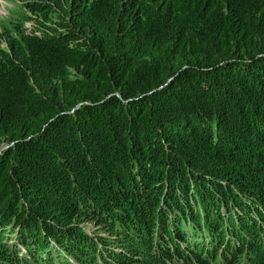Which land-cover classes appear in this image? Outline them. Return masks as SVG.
<instances>
[{
	"label": "trees",
	"instance_id": "16d2710c",
	"mask_svg": "<svg viewBox=\"0 0 264 264\" xmlns=\"http://www.w3.org/2000/svg\"><path fill=\"white\" fill-rule=\"evenodd\" d=\"M41 4L62 18L57 25L64 29L52 28L48 42L36 44L42 52L30 53L45 61L36 74L12 63L0 81V264H35L18 263L15 243L32 250L30 260L70 264L71 253L93 264L113 244L72 223L81 214L148 233L157 225L165 235L167 215L157 217L156 202L174 211L177 224L210 216L212 208L217 220L220 212L232 216L231 202L221 205L219 197L249 214L236 202L242 198L217 181L228 179L224 172L244 186V202L263 206L256 167L264 174V0ZM19 40L29 44L26 35ZM235 159L247 162L246 170ZM233 220H223L227 234L251 245L249 225ZM220 225H210L212 236ZM7 227L15 243L4 240ZM48 236L53 244L40 253ZM205 239L200 249L210 247ZM224 244L232 250L234 241L226 237ZM60 250L62 261L52 263L49 252ZM120 254L105 264H119Z\"/></svg>",
	"mask_w": 264,
	"mask_h": 264
},
{
	"label": "rangeland",
	"instance_id": "374dc122",
	"mask_svg": "<svg viewBox=\"0 0 264 264\" xmlns=\"http://www.w3.org/2000/svg\"><path fill=\"white\" fill-rule=\"evenodd\" d=\"M39 1H46V0H0V81H3L6 79V74L8 71H11L12 63L13 67L17 68L18 70H22L23 73L27 76L32 75L33 73L36 74L40 68L44 64V60L41 58H32L31 52H35L36 50H39V52H42V50L39 49L37 46L39 43L42 44L48 42L46 39V34H49V32L52 30V28H56L60 31H62L64 28L62 26L57 25V23L62 22V18L57 16L54 12H51L50 10L46 9L44 4L36 5ZM46 32V33H44ZM26 35V37L29 40L28 45H24L20 42L19 38L20 35ZM13 40L14 46H12L11 41ZM37 44V45H36ZM18 45V46H17ZM20 50L13 49L15 47H19ZM21 68V69H20ZM20 72V71H19ZM14 72V76L19 79H23V74ZM205 153V152H204ZM203 153V154H204ZM204 156H207L206 154ZM213 156V155H212ZM209 157V156H208ZM262 155L260 158L257 157L256 160H261ZM252 160V159H251ZM250 163V161H249ZM125 164V162H124ZM234 166L236 168L243 171V169L246 170V166H248L247 162H241L237 159L233 161ZM225 167L228 166L227 163L223 164ZM221 166V165H219ZM257 166V165H256ZM222 167V166H221ZM126 168V164L124 166ZM263 167L262 165H259L256 167V178L259 176L260 180L263 181ZM202 169H197V174L201 173ZM214 172V171H213ZM206 172L202 173L201 176H206ZM225 175L226 180H217L223 188L228 191L230 190V194H238L239 197L243 199V196L241 192L244 191L240 182L237 181L236 178L232 177L233 174L230 173H223ZM223 177V176H222ZM221 177V178H222ZM207 178V176H206ZM255 178V179H256ZM249 180V179H248ZM252 182V184L256 185L257 183L253 180H249ZM193 184V182H191ZM198 183V182H196ZM260 183V182H259ZM191 188L188 187L187 194H191ZM162 197V195L160 196ZM197 197H199L197 195ZM201 198V197H199ZM203 199H209L207 197H202ZM220 200V197L218 198V202ZM211 201V199H210ZM263 203V202H262ZM218 204V203H217ZM243 208H250L249 204H242L241 201L238 203ZM160 205L159 210H162L158 214H166L167 218L163 216V218L167 219V230H169V233L172 236V243L171 247L174 250H177L180 254L178 256H175L173 253H167L165 252L164 248H169V243L167 242V236L162 234L160 230L159 238L164 242L163 245L154 246L152 235L156 232V230L159 228L157 225L154 227H151V230L146 231L144 227H141L139 229L134 228L132 230V227L134 226V223L126 224L129 228L125 229V224L123 225V228H116V225L119 223L112 221L111 219L103 218L100 221H97L96 218H100L97 215L95 218H90L89 215L87 217H83L81 214V217H79L76 221H73L74 219H68V222L77 223L82 228L84 234H86L88 237L93 238L94 240L99 241V239H102L109 244H113L110 246L107 251L103 253L102 256H97L95 258V261L93 264H105L106 260H113L116 253H121L122 256L119 257V261L121 260L123 264H198L199 261H210L205 255H203L201 252L200 255L202 256L201 260L200 257L196 256L195 251H189L188 248L189 245L196 246V243L193 241V238L189 235L184 236L183 232L186 230H191L190 227L185 226V230L180 226L179 224H175L173 218L171 217L174 214L173 210H169L168 206L162 201L160 203L156 202V206ZM213 205L212 202H209V206ZM264 205V203H263ZM90 209L92 211H95L96 206L94 204L89 205ZM158 208V207H157ZM194 209V207H192ZM212 208V206H211ZM227 208L232 212V216L234 218H237L238 215L235 213V210L238 209L237 207H233V205L227 206ZM235 208V209H234ZM234 209V211H233ZM227 210V209H225ZM212 216L213 213L217 210L212 208ZM254 216L249 218L253 221L256 227V224L258 222L264 221V208L261 205H255V208L253 207ZM123 212V210L120 211L119 214ZM193 214L196 217L195 211H192ZM108 213V212H107ZM227 213V212H226ZM225 214L222 212L219 213V216L223 217ZM79 216V215H78ZM101 216V215H100ZM121 217V216H120ZM170 217V218H169ZM204 217L201 215H198V219L196 222H193L197 225L198 229L204 228L203 225L200 224V220H202ZM156 218H152V223H154ZM218 224V220L216 221ZM245 223H247L245 221ZM161 227V226H160ZM153 228V229H152ZM175 228H178L181 233H175L173 230ZM137 229V230H135ZM160 229V228H159ZM141 230V235H138V231ZM7 234L6 237H4V240H6L8 243H15L16 242V236L15 231L10 230L9 227H7ZM258 238L263 239V243H252L248 247H244V250L238 251L242 247H237L233 245L232 250H229V248L226 247V245L222 244L224 235L222 236L221 242L219 244L218 252L220 251V248L225 251L226 254H230L232 251H238L232 255L228 261V264H238V261L243 256V251L248 250L250 254H256L258 259L256 264H264V228H258ZM223 234V233H222ZM252 238L254 241L256 237V232H251ZM69 237H71L69 235ZM119 238H122V244L118 243L117 241ZM243 238V237H242ZM9 239V240H8ZM46 241V250L40 251L47 253V248L51 247L53 244V240L49 238V236L45 239ZM50 241V244H49ZM181 241L183 242L184 246L181 247ZM100 244L106 245L103 242L99 241ZM16 246L19 248L16 260L18 263L22 260H25L27 263L34 262L35 264H48L46 261H41L39 259L30 260L29 258H26L25 256H30L32 253V250H27L25 245L23 243H15ZM223 245V246H222ZM100 250L103 251L104 248L100 246ZM209 248V245H206L204 250H207ZM4 249V248H3ZM54 249V248H53ZM51 249V250H53ZM9 249H4V251H8ZM50 250V251H51ZM254 250V251H253ZM58 256L56 255V252H49V256L52 260V263H55L59 257L64 255L63 251L60 250ZM158 252V255H156V252ZM213 252V251H212ZM211 252V253H212ZM39 253V254H40ZM67 255L71 256L69 257L70 264H75L76 262L80 263L82 262V258H80L78 255H73L71 253H66ZM120 254V255H121ZM213 258L215 261H211L208 264H218L219 263V257L216 256ZM24 256V257H22ZM75 260H73V259ZM45 259V257H43ZM48 259V258H47ZM68 260V259H67ZM32 261V262H31ZM59 261H62L59 259ZM81 264V263H80Z\"/></svg>",
	"mask_w": 264,
	"mask_h": 264
},
{
	"label": "clouds",
	"instance_id": "9594fccd",
	"mask_svg": "<svg viewBox=\"0 0 264 264\" xmlns=\"http://www.w3.org/2000/svg\"><path fill=\"white\" fill-rule=\"evenodd\" d=\"M242 200H243V201H241L242 204H249V203L244 202V199H242ZM228 201L231 202V205H233V207H234V203H233L232 199H230V198H227V200H224L223 198H221V200H219V204L226 205L227 206ZM236 202L239 203L238 201H236ZM252 206L255 208V205H252ZM250 209L253 210V208L251 206H250ZM198 212L199 211H197V213ZM235 213L238 215V219L239 220H242V221H246L247 222L245 225H242L243 227L249 225L247 228H245V231L248 234V240L249 241L253 240L252 235H251V232H256V237H255L254 241H252V242L253 243H260V244H262L263 243V239L260 238V237L258 238V236H257V230H258V228H264V221L258 222L256 224V227H255V224H253V226H252V225H250V222L248 221L250 217H253L254 216V212L253 211H251L249 214H246V213H240L239 212V209H236L235 210ZM198 215H201L202 217H204L202 220H200V224L203 225L204 227H206L207 229H204V228L198 229L197 225L195 223H193V222H196L197 220L196 221H192V222H187V221H191V220H185L186 223H181L179 225L182 226V228L184 230H185L184 227L185 226H188V227L191 228L192 231H194V233H192V234H187L186 233V230L183 232L184 236H186V235L191 236L193 238V241L196 243V246L195 247L193 245H189L190 248H188V249H189V251L191 250L192 252L195 251L196 253H198V255H199V257H200L201 260H204V259H202V256L200 255L199 252H201L203 255H205L210 260V261H206V262L199 261L198 264H204V263H207L208 264L211 261H213V262L215 261V259H213L211 257V254L214 252V254L216 255L217 250H218V247H219V244L221 242V239H222V236L223 235H224V238H223V241L224 242H222L223 245L225 243V238L226 237L230 238L231 241H235L236 240V238L233 235L227 234L226 229H225V226H224V222H223V220H226L227 223H228V225H229L230 223H233L234 220H233V217L232 216H229V215H226V216H223V217L219 216L218 217V222L220 221L221 222V225L219 227H217V231L212 236V233L210 234V231H208V228L210 227V225L216 224L217 219L214 218L212 215L207 216V217L203 216L201 213H198ZM158 216H159V214L157 215V217ZM154 217L156 218V215ZM175 224H177V223L175 222ZM173 232H175V233H181V231L178 228H175L173 230ZM159 233H160V229L158 228L156 230V232L152 235L154 246H158V245H163L164 244V242L159 238ZM161 233L165 235V232L163 233V231H161ZM167 234L168 235H166V236H167V242L169 243V248H166L165 247L164 248L165 252H167V253H173L175 256L179 255L180 253L177 250H174L171 247V243L173 241L171 234L170 233H167ZM205 234H209L210 235V238H211V245H210V247L207 250L200 249L199 248V244H198V242L200 240V237L203 236V235H205ZM241 240L243 241V244L245 246V243H246L247 240L245 238H241ZM99 241H101V242H103L104 244L107 245V243L105 241H103L102 239H99ZM183 242L181 243V247L182 248L183 247H186V246H184L185 242H184V244H183ZM244 246L241 249H239L238 251L244 250ZM238 251H236V252H238ZM155 252H156V255H158V252L157 251H155ZM236 252L235 251H232L230 254L227 255L228 259H227L226 263H223L222 262V259L220 257V255H223V253H225V251H221V248H220V251L218 252V254L216 256L219 257V263L220 264H228V261H229L230 257L232 255H234V253H236ZM29 257L30 256H28V258ZM244 259H245V256H244V251H243V256L238 261V264H239V262L241 260H244ZM119 264H123L121 260L119 261Z\"/></svg>",
	"mask_w": 264,
	"mask_h": 264
},
{
	"label": "bare ground",
	"instance_id": "6f19581e",
	"mask_svg": "<svg viewBox=\"0 0 264 264\" xmlns=\"http://www.w3.org/2000/svg\"><path fill=\"white\" fill-rule=\"evenodd\" d=\"M234 211V210H233ZM231 215H232V212H231ZM205 238H201L200 237V241H203ZM207 242H209L210 241V243H211V238L209 237L208 238V240L207 239H205ZM234 245L235 246H237V247H243L241 244H239V241L236 239L235 241H234ZM244 247H248V246H244ZM222 248V247H221ZM221 251H224V250H222L221 249ZM228 255V254H227ZM244 256H245V259L244 260H241L240 262H239V264H256V262H257V259H258V257H257V255L256 254H250L249 252H248V250H246V251H244ZM220 257H221V259H222V262L223 263H226L225 261H227V259H228V257H226V256H223V255H220Z\"/></svg>",
	"mask_w": 264,
	"mask_h": 264
}]
</instances>
